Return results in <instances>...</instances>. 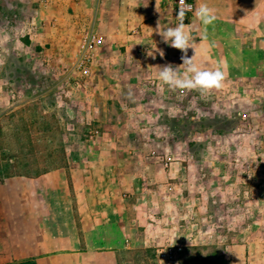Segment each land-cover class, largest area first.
Listing matches in <instances>:
<instances>
[{
	"label": "rangeland",
	"instance_id": "rangeland-1",
	"mask_svg": "<svg viewBox=\"0 0 264 264\" xmlns=\"http://www.w3.org/2000/svg\"><path fill=\"white\" fill-rule=\"evenodd\" d=\"M101 1L104 6H93L101 22L89 24V9L84 10L86 24L72 33L70 45L78 54L86 31L102 36L103 44L93 49L100 55L97 68L94 62L87 75L76 70L69 77L48 55L41 57L56 46L36 40L44 23L53 21V10L37 0H0V183L14 152L37 169L58 164L59 150L75 144L134 150L137 159L172 164L174 187L162 189L163 177L154 185L189 199L184 209L192 212H178L176 225L181 237L202 245L174 246L164 241L163 231L161 245L153 249H120L119 264H227V246L264 239V0L248 11V27L245 0L233 7L222 0L226 8H220L221 0H190L194 11L185 28L196 37V62L224 72L222 87L203 94L173 90L158 80L161 67H179L181 73L185 68L184 53L156 31L158 24L163 31L178 23L173 0ZM202 2L217 15L206 27L194 14ZM62 11L63 17L73 15ZM27 28L33 39L25 41ZM204 31L207 39L199 41ZM246 33L253 37L245 41ZM245 46L252 49L247 55ZM155 48L163 57L158 51L155 59L147 56ZM194 54L189 48L187 56ZM95 130L99 135L90 138ZM163 214L157 230L170 226L172 215ZM168 248L174 263L162 255Z\"/></svg>",
	"mask_w": 264,
	"mask_h": 264
},
{
	"label": "crops",
	"instance_id": "crops-1",
	"mask_svg": "<svg viewBox=\"0 0 264 264\" xmlns=\"http://www.w3.org/2000/svg\"><path fill=\"white\" fill-rule=\"evenodd\" d=\"M245 1L248 27L252 23L247 20L248 11L263 1ZM230 2L233 7L242 0ZM37 3L41 8L53 10L48 18L53 21L44 23V28L39 27L41 32L37 33L36 40L41 45L56 46L51 49L54 52H41V57L48 55L56 69L69 73L70 77L77 73V54L75 47L70 46L72 33L86 24L84 10L89 9V24L96 23L97 19L101 22L102 16L93 13V6L103 3L102 7L105 2L37 0ZM219 6L226 8L227 1L221 0ZM63 9L72 10L73 15L63 17ZM27 29L25 41L33 39ZM251 37L246 33L242 38L247 41ZM249 50L252 49L245 46L246 55ZM92 55L90 70L94 62L97 68L96 57L100 56L97 50ZM65 83L72 88L71 82ZM9 97L13 99L14 95ZM63 153V160L43 174L1 179L0 264H119L120 249H153L161 245L159 233L163 231L164 241L174 246L182 245V241L185 247L202 245L197 239L181 237L183 229L176 225L181 218L178 212H192L184 209L185 205L189 206V199L161 192L154 185L158 177H163L162 189L174 187L169 181L175 176L172 164L143 161L132 156L134 150L126 152L112 145L75 144L65 146ZM187 168L181 167L182 175L187 173ZM165 212L172 215L170 226L157 230L155 223L162 225ZM226 248L222 260L227 264H264V239H245Z\"/></svg>",
	"mask_w": 264,
	"mask_h": 264
},
{
	"label": "clouds",
	"instance_id": "clouds-1",
	"mask_svg": "<svg viewBox=\"0 0 264 264\" xmlns=\"http://www.w3.org/2000/svg\"><path fill=\"white\" fill-rule=\"evenodd\" d=\"M192 8L193 6L188 4L186 0H179V7L176 14L179 22L174 27H168L163 31L160 30V25H157L156 31L162 36L163 42L184 53L181 59L183 61L182 65L185 66L182 73L178 71L179 67H173L172 65L161 67L158 73V80L173 90H198L203 94L222 87L224 72L219 67L211 70L204 69L196 62V37L190 31L186 30L184 23L186 12L191 11ZM194 14L205 27L213 24L217 19L216 13L206 2H202ZM206 39L207 32L204 31L200 35L199 41ZM189 48L195 51V54L190 58L187 56ZM156 51L163 57V50L157 48L148 50L147 56L155 59Z\"/></svg>",
	"mask_w": 264,
	"mask_h": 264
},
{
	"label": "built area",
	"instance_id": "built-area-1",
	"mask_svg": "<svg viewBox=\"0 0 264 264\" xmlns=\"http://www.w3.org/2000/svg\"><path fill=\"white\" fill-rule=\"evenodd\" d=\"M188 4H191L193 6L191 11L186 12L184 17V23L185 25L188 23L189 15L194 11V4L190 0H186ZM179 7V0H173V11L176 17L177 11ZM177 19V17H176ZM178 21V20H177ZM179 22V21H178ZM104 40L103 37L98 35L93 30H88L82 35L81 44L79 47V51L77 54V58L75 61V67L77 70L81 72L84 76L87 75L90 72V66L92 63V50L100 47L103 44ZM95 135L96 137L99 135L98 131H92L90 138ZM173 250L171 248H168L165 253L162 255L164 257H167L169 259V263H174V256H173Z\"/></svg>",
	"mask_w": 264,
	"mask_h": 264
},
{
	"label": "trees",
	"instance_id": "trees-1",
	"mask_svg": "<svg viewBox=\"0 0 264 264\" xmlns=\"http://www.w3.org/2000/svg\"><path fill=\"white\" fill-rule=\"evenodd\" d=\"M61 148V147H60ZM59 154H60V160H63V149L61 148L59 150ZM21 157V158H20ZM50 157V156H48ZM9 161L11 160V164H4L3 170H2V175L7 178V177H11V176H29V177H34L40 174H43L47 171L50 170L51 167L54 166V164L52 162H50L49 165L47 166H43V167H38L37 169L35 168H31L29 164L24 163V159L25 156L24 154H20V153H11L8 156ZM24 163V164H23ZM56 165V164H55ZM21 264H33L31 262H24Z\"/></svg>",
	"mask_w": 264,
	"mask_h": 264
}]
</instances>
